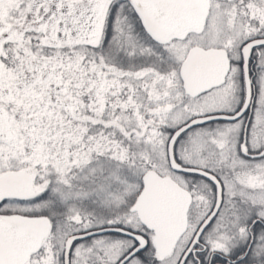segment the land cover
Here are the masks:
<instances>
[{
  "label": "snow or ice",
  "instance_id": "6c2138e0",
  "mask_svg": "<svg viewBox=\"0 0 264 264\" xmlns=\"http://www.w3.org/2000/svg\"><path fill=\"white\" fill-rule=\"evenodd\" d=\"M0 264H264V0H0Z\"/></svg>",
  "mask_w": 264,
  "mask_h": 264
}]
</instances>
